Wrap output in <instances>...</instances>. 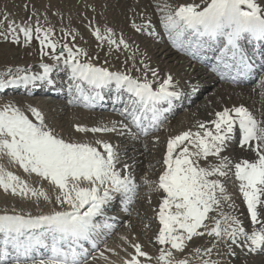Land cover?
I'll list each match as a JSON object with an SVG mask.
<instances>
[{"label": "snow or ice", "instance_id": "6c2138e0", "mask_svg": "<svg viewBox=\"0 0 264 264\" xmlns=\"http://www.w3.org/2000/svg\"><path fill=\"white\" fill-rule=\"evenodd\" d=\"M161 11V22L169 38L179 40L190 55L201 58L207 53L216 54L213 71L236 82L253 69L252 55L245 44L264 42V8L257 0H207L203 7L189 2L175 9L166 5ZM0 20L8 23V28L0 31V37L17 45L22 40L27 45L35 39L41 55L50 56L55 62L42 63L39 73L27 69H18L15 75L9 72V79L0 78V88L28 87L38 81L52 83L51 74L63 65L70 72L69 92L78 93L85 101L100 98L99 90L113 84L118 91L129 94L123 114L138 129L136 138L149 135L165 123V113L182 95L173 85L171 74L154 87L147 74L150 72L155 81L158 72L147 65L143 80L96 66L84 59L88 54L83 49L67 43L59 45L55 30L41 25L38 19L19 25L15 20L9 21L7 15L0 16ZM148 27L151 28L150 21ZM94 34L104 39L98 27ZM107 34L110 44L128 47L123 39L118 42L112 38V29H107ZM85 85L94 94L86 95ZM30 112L34 119L12 104L0 107V156L10 158L25 173L49 182L57 194L50 197L3 166H0V188L22 198L43 197L57 208L39 215L15 211L0 214V264H87L90 253L85 244L99 250L101 239L106 241L115 230V225L108 222V207L117 196L124 204L133 203L139 185L131 166L121 164L117 146L107 141H97L93 146L65 140L48 127L38 109L31 108ZM77 131L131 133L129 125L123 123L119 127L90 129L77 125ZM234 132L240 134L238 146L254 153L253 159L233 164L222 156ZM210 157H215L217 162L202 166L201 161L206 162ZM163 163L165 169L154 189L165 194L157 214L161 226L155 237L160 246L159 255L153 258L141 243L122 237L133 249L132 252L123 249L126 256L122 264H152L153 259L157 264H190L188 259H180L174 253H183L187 241L205 234L214 237L215 243L204 250L208 259L202 258V264H218L211 255L221 243L232 256L236 255L234 247L249 253L264 252V219L260 218V210L264 209V121L258 120L245 106L225 107L216 111L212 120L198 123L195 132L189 129L170 137ZM233 169L251 224L260 225L251 232L237 216L223 210L231 197L221 178ZM145 183L151 187L153 182ZM229 207L234 209V205ZM212 211L218 212L219 218L213 217L214 226L209 227L205 221ZM106 250L119 255L115 249ZM99 256L106 264H115L104 251Z\"/></svg>", "mask_w": 264, "mask_h": 264}, {"label": "rangeland", "instance_id": "374dc122", "mask_svg": "<svg viewBox=\"0 0 264 264\" xmlns=\"http://www.w3.org/2000/svg\"><path fill=\"white\" fill-rule=\"evenodd\" d=\"M88 1L89 0H79L77 2L78 7L75 8L78 11V13H72L71 16L68 15L71 17L73 22L79 23L77 26H75L74 23H72L73 24L72 25L69 23H64L62 20H60L58 18V16L61 15L62 13L46 14L42 19H40L39 22L41 25L42 24L49 25V27H52L55 30V32L64 31L66 33H71V35H67L68 39L66 36L63 40H60L59 45H63L65 43H67L70 47L75 48L74 45L76 43V45H77L76 48L83 49L88 55H90V54L98 55L100 57L99 61L95 60L94 58H89V57L84 58V59L88 60L89 62L95 64L96 66H102V67L107 66L106 68H108L110 71L120 72L117 69L118 67L113 66L111 63L113 60L112 56L116 55L118 53V54L122 55L124 58H126L130 63L132 62V68L138 71L136 74L132 75L134 78H142V77L145 78L144 65H146V64L143 63L144 62L143 58H141L140 56H143V55L146 56L147 55L148 57L151 58L152 54L151 53L150 54L144 53V48L141 49L137 45H134V40H133L132 36L136 35V36L140 37V39H143L145 41L144 42L145 48L147 50H149L150 48H148L147 46H149V43L152 46L155 45V43L158 40L157 36L159 38H162L165 36L169 38V34L165 33L167 31L160 34L159 31L154 30L156 25H151V28H149L148 24H146L147 20L145 22H142V23H139L140 21L135 22V19H138L137 15H131L125 20V23L128 25V29L124 35H122V36L117 35V32H118L117 28L119 26H116V28H114L112 26H108L109 23H108V19H107L106 28L104 27L103 30L100 29L102 35L104 36V39H98L96 37V35L94 34L95 28L92 27V23L84 20V19H86V16H83L84 17V19H83L80 15V11L82 10L81 4L83 2L87 3ZM137 1L142 2L143 0H137ZM177 1L182 3V0H177ZM202 1H205V0H202ZM257 1H259V0H257ZM116 2H117V7L115 9H116V11H120L121 8L123 7V5L125 3L131 2V0H116ZM143 4L145 5L146 9H152L154 11L156 10V12L158 14H161L159 16L160 23L158 21L157 26L163 27V23L161 22V17L163 15V12L161 11V9L165 8L166 5L170 6L172 9H175L178 6L177 4H179V3H177L176 5L172 4V0H148V1L144 0ZM14 8L15 9L19 8L20 10L24 9L23 5L14 6ZM140 8H142V5L140 6ZM111 13L114 14L113 9H112ZM115 15H116V12H115ZM110 18L114 19L113 17H110ZM21 22H32V23H34L35 19L29 21V19L27 20L24 16L19 15L18 18L16 19V24L19 25V24H21ZM1 27L3 29H1ZM7 28H8V23L3 21V20H0V31H4ZM143 28H148V29L152 30L151 33H153V34L151 35L150 38H146L147 35L142 34L141 30H138V29H143ZM107 29H112V32L114 34L112 38L116 39L118 42L120 39H124V41L127 43L128 47H124L122 44L119 45V47H117V45L110 44L108 42V38H107L108 37ZM130 33H132L133 35H130ZM72 36H75V40L72 39ZM90 36L92 37L91 41L88 40V37H90ZM2 40H4L5 42L0 43V70H1V68L3 70V71L2 70L0 71V76L4 72H6V75H7V73H9V67L4 62V55L7 54L8 56H11V54L14 52L12 50L13 47L9 46V41L5 40L3 37H0V41H2ZM95 44H96V48L94 47ZM100 46L102 47L103 50H101ZM158 46H159V44H158ZM160 46L161 47L164 46L165 49L164 48L160 49L161 47H159L160 52L156 54L158 57L156 59V63L160 66V68L162 69V72H166V70L169 67H172V71L174 72V74L176 76L178 75L176 77L177 79L175 80V83L181 87V88H179V89H181L180 90L181 93H182V90H185L187 88V84L190 81H192L193 83H197V81L202 80L203 76L197 75L198 73H200V74H202V73L199 72V70H195V69H197L196 65H195L196 62L193 59L191 60L193 62L189 61L188 63H186L187 67H185L184 69H181L182 65L179 63V60H178L179 54L177 53V54H170L169 55L168 53H169L170 49L167 50L168 45L165 42ZM20 48H21V50H23L24 46H21ZM180 48H181V50L188 52L186 48H182L181 46H180ZM59 50H60V48L58 46L57 51H59ZM163 50H164V52H162ZM131 56H133V57H131ZM153 56H152V58H153ZM177 56H178V58H177ZM139 57H140V59H139ZM180 57H182V56H180ZM14 60L16 61V63L18 65H24L28 61L31 64H36L35 67L36 68L38 67L40 69H42L40 67V65L42 63H54V61L51 59L50 56H47L46 58L40 57L37 60L36 59L22 60L20 58L15 57ZM28 62L26 64H28ZM127 67H129V65L123 67L126 72H127V70H126ZM202 72H203V74L205 73L204 71H202ZM63 73H64V71H63ZM63 73H61L60 75L63 76ZM181 73L183 76L181 75ZM16 74H18V73H16ZM148 74H147V79L149 81H152L153 85H155V86L160 81L165 79L164 74H163L162 75L163 77H160L157 80H155V82L157 83L156 84L153 80L151 73L149 72ZM138 76H140V77H138ZM165 76H166V74H165ZM3 78H5V77H2V79ZM9 78H10V76H9ZM207 78H208V80H206L207 82L204 83L205 87H203V88H206V96L207 95H211V96L207 97L205 100L204 92L199 91L198 92L200 94L199 99H197L193 105H189L188 109H182L181 113L175 114V115L167 118V120H166L167 122L165 121L166 122L165 125L161 126V128L163 127L162 129H160L159 131H156L154 133L149 134L147 137H141V135H139V138L141 137V139L136 138L137 133L133 130H131V133L126 132L123 135L118 134V133H113V134L112 133H95L93 135L89 134V136H88L89 138H85V139L83 138V139H80L78 141H75L74 139H69L68 137L63 136V138L65 140H69L71 142H78V143H89V144H92L93 146H96L97 141H102L103 139H106L108 137L113 138V140L117 143V144L115 143L116 144L115 146H117L118 151L120 153L121 164L127 163L131 166L132 175H133L136 183L139 185L138 194H137L136 198L134 199V202L131 203L130 205L127 204L126 209L122 208V205L124 203L121 202V198L118 196L116 197V200L113 201V204H111V208L107 209V212H111V214H115L117 216L122 215V214H126L127 215L126 221H128V223L126 221H125L126 222L125 223V222H122V220L120 219V220H117L116 222H114L115 226H117V224L118 225L120 224V227H116L112 236L105 243V245L110 244L109 248L115 249V252L119 253V255H115V254L110 253L108 251L105 252V255L109 257V260L115 262V264H122V258H124L126 256V253L124 252L123 249L127 248L129 252L133 251V249L131 247H129V244L127 242H125V240L122 239V237H127L128 241H131L133 243H135V242L141 243L144 247V250L149 252L150 255L153 256V258H155L159 255V248L160 247L153 244L152 241L148 240L147 235L148 234H150V235L157 234L158 229L161 227L159 225L157 214L159 211V206L162 203V197L165 194L162 191L154 190V189H156V182H158L159 176L163 173V171L165 169V165H164L163 161H164L166 151H167V141L170 137H173L176 132H184V131H187L189 129H191L193 132H195L197 130V124L204 122V121L198 119V118L203 117L200 115V113L195 114V117H191V118L185 117L186 118V119L184 118L185 120L183 119L182 121H179V118L186 113L185 112L186 110L191 111L192 108H194V106L200 105L203 101H206L209 104H215L216 101L220 102L221 100H225V95L221 96V94H220L221 91L223 90L224 93L232 94L231 92H233V90L236 89V87L235 88L230 87V89L228 90L225 85H218V83H216V82L211 86V87L214 86L213 88H211V87L207 88L208 86H210L212 84V80H210L209 77H207ZM6 79H7V77H6ZM261 79H263V77ZM218 81H220V80H218ZM257 83L258 84L262 83V85H264L263 81H261V82L259 81ZM255 86H256V84L252 85L251 88L250 87H242V88L249 89V95L252 94L253 96H257L258 94L255 95V93H256L255 89H254ZM257 89H258V87H257ZM208 90H210L211 93L207 92ZM260 92L264 93V90H262ZM14 96L12 94L9 95V93H8L7 96L0 97V103L2 102L1 104H4L5 101L7 102V100H10V98H12ZM16 96L28 98L27 95H24V94H18ZM31 96H34V95H31ZM183 97L184 96L181 95L180 98H182V99L178 100L176 103H182L184 100ZM32 98H35V97H32ZM49 98L50 97H45L44 99L48 100ZM244 99H245L244 103H242L241 101L237 102L234 99H231V100H232L233 104H237V105L248 104L249 109L250 108L252 109V106H253L252 101H249L252 98L249 96H244ZM254 99H255V101H257L256 97H254ZM239 103H242V104H239ZM123 104H126L125 101L121 102V105H123ZM253 104H254V102H253ZM125 106L126 105H124V108H125ZM105 108L108 109L107 104H106ZM118 110H119V107L117 108V110H115V109H113V106L109 104L108 110H103V113H101L98 110H96V112L98 111L99 114L103 115V116L111 114L112 117L110 115L108 117H109V122L112 125H116L119 127V125L121 123H123V124L129 125V128H130L131 118L128 117V118H125V120H123L121 118V116H119L120 112H118ZM204 110L205 109L203 108L202 111H204ZM182 111H184V112H182ZM207 114H208V112H207ZM64 116H65V114L63 115V117ZM51 117L52 116H45V122L49 128H51L52 130H54L56 132V129L58 128V124H59V122H58L59 119H57L56 117H53V118H51ZM63 117H61V118H63ZM60 137H62V135ZM157 137L159 138L158 141L156 140ZM131 143H133L132 145H134L136 147H130L129 151L127 153H125L124 152L125 149L122 148V144H131ZM190 150L194 151V149H190ZM227 152H228L227 150H224L222 152V155L226 156L225 154H227ZM0 160H1L0 166H3L5 168V170H7V171L12 172L13 171L12 168L15 169L16 167H18V165L16 166V164L14 162H12L10 160V158H8L7 156H0ZM5 160H7L6 164H4ZM137 160L140 161V165H138ZM215 162H217L216 158L210 157L209 160L206 162L201 161V165L207 166L208 163H215ZM12 165L13 166L15 165L14 166L15 168ZM10 167H11V169H10ZM117 167L119 168L120 165H117ZM21 170H23V169H21ZM13 173H14V171H13ZM16 175H18V174H16ZM35 177H36V175L34 176V178ZM21 178L23 180H25L23 177H21ZM32 179H33V177H32ZM39 179L40 178H38V177L35 178V180H33V181L35 183L36 182L37 183L36 184L34 182L33 183L36 186L37 185H40V186L35 187V185L34 186L32 185L33 183L31 184V186L36 188L37 190L45 191L50 197H54L57 194V190L54 188V186H52L49 182H46L47 185L46 184L44 185L45 181H43L42 179L41 180H39ZM221 179L225 185V188L227 190V194L231 197V199L229 201L224 203L223 210L225 212H229L233 215V211L235 208L242 207V206H240V202L243 199L242 193L239 190L240 182L236 179V177L234 175H231V174H229L227 177H224ZM40 181L43 183L41 184ZM145 181L153 182L151 184V187H149L145 183ZM38 182H39V184H38ZM115 201L116 202L118 201V202L116 203ZM27 204L34 205L36 207V209L32 210V211L31 210L24 211V210L17 208V206H19V205H27ZM230 204L234 205V209L229 207ZM0 206H7V207H0V214H4V213L11 214L13 211H15L17 213H23V214L31 213L33 215H39V214H48L57 208V206H55L54 204L45 202L43 197H39V199H37L35 197L22 198L19 195L11 194L10 191L5 192L2 188H0ZM260 211H261V217L260 218L264 219V209H261ZM215 214H216V211L210 212L209 213V219L205 221V223L208 224L209 227L214 226V220L212 219L213 217L219 218V215H215ZM245 215H246V223L243 226L246 228V230L251 232L254 228L260 227V225L251 224L250 217L247 214H245ZM118 217H123V216H118ZM201 231H203V229H201ZM214 243H215V238L209 237L207 234H205L204 236H201V237H194L191 241L186 242L187 250H185L183 253L175 252L174 254L180 259H185V258L188 259L190 264H202V258L208 259V257L204 255V250L209 248V247H212ZM102 247H104V246H102ZM197 248H199L201 250L199 253L196 251ZM234 250L236 252V255L232 256L228 253L226 245H224L222 243L218 244L216 246V248L213 250V253L211 255V259L214 261H217L218 264H231L234 259H240V261L243 264H264V252L249 253L246 249H241L239 247H234ZM100 251H102V250H100V248H99V250H97L96 252H93L94 254L93 255L91 254V255L96 256L97 259L93 260L90 257L87 261L89 263H87V264H106V262L102 258H100V256H99ZM152 264H157L155 259H153Z\"/></svg>", "mask_w": 264, "mask_h": 264}, {"label": "bare ground", "instance_id": "6f19581e", "mask_svg": "<svg viewBox=\"0 0 264 264\" xmlns=\"http://www.w3.org/2000/svg\"><path fill=\"white\" fill-rule=\"evenodd\" d=\"M78 1L79 0H0V16L7 15L9 21L15 20V22H16V19L18 18L19 15L24 16L27 20L29 19V16H31V20L35 19V21H36L38 19L40 21V19H42L46 14L62 13L61 15L58 16V18L60 20H62L64 23H69V24L74 23L75 26H77L79 23L73 22V20L71 19L70 16L72 13H78V11L75 9L76 7H78L77 6ZM259 1H257V3L260 4L262 8H264V0H259ZM143 2H144V0L142 2H138L137 0H133V1L131 0V2L125 3L120 11H116V9H115L117 7L116 0H89L87 3L81 2L82 3L81 4L82 10L80 11V15L83 19H84L83 16H86V19H84V20L87 22H91L93 28L98 27L99 29H102V30L104 29V27L106 28V23H107V19H108V23H109L108 26H112L114 28H116V26H119L117 28L118 29L117 35H119V36H122L126 33V31L128 29V25L125 23V20L131 15H137L138 19H135V22L140 21L139 23H142V22H145L147 20L146 24H149V21H150L151 25H156L154 30L159 31L160 34L165 32L166 30H165L164 26L163 27L157 26V22L159 21V23H160L159 16L161 14H158L156 12V10L154 11L152 9H146ZM189 2L198 3L201 5V7H203L204 4L207 2V0H205V1H202V0H182V3L178 2L177 0H172V4H175V5L177 3H179L177 5H181V4H185V3H189ZM18 5H23L24 9H21V10L19 8L15 9L14 6H18ZM26 5H27V8L25 7ZM141 5H142V8H140ZM112 9L114 10V14L111 13ZM115 12H116V15H115ZM68 15H70V16H68ZM110 17H113L114 19H112ZM42 25L45 27H49V25H47V24H42ZM1 29H3V28L1 27ZM149 31L152 32V30L148 29V28H143L141 30L142 34L147 35L146 38L151 37V35H149V33H150ZM130 35H133V34L130 33ZM66 36H67L66 32H64V31L55 32V38L58 41L63 40ZM132 38L134 40V45H137L141 49L144 48V53H147V54L151 53L152 54L151 58L148 57L147 55L146 56L145 55L140 56L141 58H143V61H144L143 63H145L151 69H156L158 72V78L163 77L162 75L164 74V77L166 79V77L169 74H171L173 77V83H174L173 85L175 86V88L177 90H179V88H181V87L175 83V80L177 79L176 77L178 75L176 76L174 74V72L172 71V67H169L166 70V72H162V69L156 63V59L158 58L156 54L160 52V49L164 48V46L161 47L160 45H162L165 42L168 45L167 50L170 49V51L168 53L169 55L170 54H177V53L179 54L178 60H179V63L182 65L181 69H184L185 67H187L186 63H188L189 61L194 59V57L191 55H188L189 57H185L182 54L183 52L181 53V48L179 45L180 41L179 40H173V39L166 40L165 37L159 38L157 36L158 40L155 43V45L152 46L149 43V46H147V47L150 49L147 50L144 46L145 41L143 39H140V37H138L136 35H133ZM67 39H68V36H67ZM91 39H92L91 36L88 37V40L91 41ZM8 41H9V46L13 47L12 50L14 51L11 54V56H8L7 54L4 55V62L9 67V72H11L15 75L17 73L18 69H27L29 72H36V73H39L42 71V69L35 67L36 64H31L27 61L28 64H26L27 63L26 62L25 63L26 65L24 63H23L24 65H18L16 63V61L14 60L15 57L20 58L22 60H28V59H36L37 60L40 57L46 58L47 56L41 55L40 46H39L38 41L33 39L27 45H25L23 43V40H22L21 44H19V45L12 43L10 39ZM2 42H5V41L4 40L0 41V43H2ZM158 44H159V46H158ZM21 46H24L23 50H21V48H20ZM74 47L75 48L77 47L76 43H75ZM94 47L96 48V44ZM159 47H161V48L159 49ZM101 50H103L102 47H101ZM162 52H164V50ZM152 56H153V58H152ZM178 56H177V58H178ZM180 56H182V57H180ZM87 57L94 58L97 61H99V58H100L98 55H93V54L87 55ZM112 57H113V60L111 63L113 66L118 67L117 68L118 71H120L122 73L130 74V75L136 74L138 72L137 70L132 68V62L130 63L122 55L117 53L116 55H113ZM131 57H133V56H131ZM140 57H139V59H140ZM127 65H129V67L126 68V70H127V72H126L123 67L127 66ZM105 67H107V66H105ZM199 69H201V72L205 71L204 74H200V73L197 74L198 76H203L202 80L197 81V83H193L192 81H190L187 84V88L185 90H182V95L185 97L183 105L180 107L178 105H175V103L173 102L169 111H167L165 113L167 118H169L175 114H179V113H181L182 109H188L189 105H193L194 102L197 99H199V96H200V94L198 93L199 91L204 92L205 100L207 97L211 96V95L206 96V88H203V87H205L204 83L207 82L206 80H208L207 77H209V76L206 77V74L208 73V69L203 68V66L201 65L200 67H198V69H195V70H199ZM1 70H2V68H1ZM66 70L67 69H65L63 67V65H61L54 72L61 74V73H63V71H66ZM8 74L9 73H7V75H6V72H4L0 76V78L5 77L3 79H6V77H7V79H9ZM165 74H166V76H165ZM181 75H182V73H181ZM138 77H140V76H138ZM219 78L220 77L217 75L216 76V83L219 82L218 81ZM137 79L143 80L144 77L137 78ZM44 84H45V81L44 82L38 81L34 85H29L28 87H25L23 85L14 86V87H16V91L12 95L13 96L15 95V96L10 98V100H7V102L5 101L4 104H1L2 103L1 102L0 107H2L5 104H12L14 106L19 107L22 111H24L27 115H29L30 118L34 119V117H32V115H31L30 109L35 106L36 109H38L44 116H52L51 118L56 117L57 119H59L58 128L56 129V132L54 131L59 137L62 135L61 138H63V136H64V137H68L69 139H74L75 141H78V140L83 139V138L84 139L89 138L88 137L89 134H92V135L95 134L92 132L77 131V125H79L81 127L89 128V129L93 128V127H112L113 126L109 122V117H108L109 115L103 116V115H100L98 112V111H101L102 109H104L106 107V104L103 105L102 109H97V108H91V107L87 106L85 103H81L80 100H78L76 98L67 99L64 96L67 95V92L69 91L68 89H63L60 92L61 94L57 95L56 97H50L49 98L50 100L49 99L45 100L44 99L45 97H49V92H48L49 89L46 88L44 86ZM153 86L156 87V86H158V84L156 86L155 85H153ZM10 87H12V86L7 87L6 89H8ZM193 88H196L197 90L193 91ZM226 88L228 90L230 89V87H228V86H226ZM260 89H263V86ZM21 91H24V93H26L28 98L16 96V95L20 94ZM207 92H210V90H208ZM231 93L232 94L224 93V91L222 90L220 94H221V96L225 95V100H221L220 102L216 101L215 104H209L206 101H203L200 105L194 106V108H192L191 111L186 110L185 111L186 113L179 118V121H182L185 117H187V118L188 117L189 118L195 117V114L200 113V115L203 117L198 118V119H200L204 122H207V121H210L214 118V113L216 111H220L225 107L232 108L235 106H245L246 108L249 109L248 104H242L245 102L244 96H249L252 98L249 101H252V105L254 107V110L257 111V113L255 114V112H254L253 115L258 120L264 121V93H261L260 91H257V93H255V95L258 94L257 96H255L257 101H255L252 94H251L252 96L249 95V89H246V88H236ZM31 95H34V97L39 95L40 97L38 99L32 98V97H30ZM4 96H7V95H4ZM231 99H234L237 102L241 101L242 103H239V104H242V105L233 104ZM120 100H121V102L123 101V99H120ZM253 102H254V104H253ZM203 108L205 109L204 111H202ZM96 110H98V111L96 112ZM207 112H208V114H207ZM64 114H65V116L63 117ZM61 117H63V118H61ZM181 133L182 132H176L175 135H178ZM139 139H141V138H139ZM102 141L111 142L114 145L117 144L113 140V138H110V137L103 139ZM237 141L238 140L236 137V132H234L232 135V138L230 140V142L233 145H230V142H229L228 145L226 146V148L224 149V150L228 151L227 154H225L226 155L225 157H228L229 160L233 164L240 162L243 159H249V160L253 159L254 153H252L251 151H249L245 148L239 147ZM132 144L133 143L122 144V148L125 149L124 150L125 153H127L129 151L130 147H136ZM137 161H138V165H140V161L139 160H137ZM6 162H7V160H5V163L4 162L3 163L6 164ZM10 169H11V167H10ZM12 170L14 171L15 174H18L21 177H23L25 179V181L29 183L30 186L34 182L33 180H35V178H37V177L34 178L35 174L33 175V174L25 173L23 170H21L19 168V166L16 167L15 169L12 168ZM233 172H234V169L232 172H229V174L234 175ZM32 177H33V179H32ZM39 180H41V179H39ZM34 183L32 184L33 186L37 182L35 184ZM42 183L43 182H41V184ZM38 184H39V182H38ZM45 184H46V182L44 183V185ZM38 186H40V185H37V186L35 185V187H38ZM240 206H242V207L234 209L233 215L237 216L243 222V225H244L246 223V215L245 214H247L249 217H250V215L248 213L246 203L244 202L243 199L240 202ZM0 207H7V206H0ZM17 208L24 210V211H28V210L32 211V210L36 209V207L34 205H31V204L19 205V206H17ZM109 208H111V205L108 207V209ZM122 208L126 209L127 207H126V205H123ZM215 215H218V212H216ZM118 216H123V217H118ZM118 216L115 214H111V212H107V218H110L108 220V222H110V223L114 224V222H116L117 220H120V219L122 220V222L126 221V218H127L126 214H122V215H118ZM126 222L128 223V221H126ZM116 227H120V224L119 225L117 224V226H115V229H116ZM157 234H155V235L148 234L147 235L148 237L147 236L146 237L148 238V240L152 241L153 244L160 247L156 243V240H155V237ZM111 236L112 235H110L106 239V241L103 238L101 239L100 246H99L100 250L106 252L107 251L106 249H109L110 244L105 245V243L108 241V239ZM102 246H104V247H102ZM85 247L91 248L90 245H88V244H85ZM185 250H187L186 247H185ZM96 251L97 250L92 249V251L90 253V257H91V254L93 252H96ZM87 263H89V262H87ZM231 264H243V263L240 261V259H234Z\"/></svg>", "mask_w": 264, "mask_h": 264}]
</instances>
